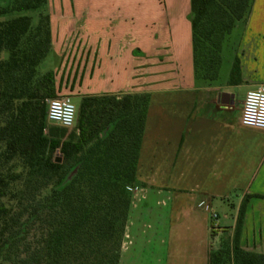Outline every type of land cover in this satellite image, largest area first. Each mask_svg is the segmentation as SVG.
Here are the masks:
<instances>
[{
    "label": "crops",
    "instance_id": "crops-1",
    "mask_svg": "<svg viewBox=\"0 0 264 264\" xmlns=\"http://www.w3.org/2000/svg\"><path fill=\"white\" fill-rule=\"evenodd\" d=\"M45 6L51 43L42 71L53 70L79 97L148 95L124 229L130 240L119 264H209L226 236L230 245L264 254V130L239 123L245 92L264 85V74L239 65L238 84L229 74L199 78L190 0ZM237 26L238 49L264 63V0H252L230 33Z\"/></svg>",
    "mask_w": 264,
    "mask_h": 264
},
{
    "label": "trees",
    "instance_id": "trees-1",
    "mask_svg": "<svg viewBox=\"0 0 264 264\" xmlns=\"http://www.w3.org/2000/svg\"><path fill=\"white\" fill-rule=\"evenodd\" d=\"M251 1L190 0L196 75L203 67L216 78L222 42ZM46 2L0 3V17ZM50 43L47 13L35 24L29 14L0 18V264H118L148 95H84L70 131L47 124V100L66 92L40 68ZM240 81L236 57L229 82ZM232 252L237 264H264L235 242Z\"/></svg>",
    "mask_w": 264,
    "mask_h": 264
},
{
    "label": "rangeland",
    "instance_id": "rangeland-1",
    "mask_svg": "<svg viewBox=\"0 0 264 264\" xmlns=\"http://www.w3.org/2000/svg\"><path fill=\"white\" fill-rule=\"evenodd\" d=\"M22 0H0V3L2 5H12L14 3H19ZM47 13L46 11V6L45 4L42 5L41 7L37 8V9H29V10H21V11H10L8 14L0 17V18H9V17H13L16 16L18 14H29L32 17V22L33 24H35L38 19H39V15L40 14H45ZM241 31H240V27L237 26V28H235L228 36L226 43L223 46L224 40L222 42V46H223V50H222V60H221V65H220V70H218L217 76L219 74L220 80H223L224 78L227 77L228 74H230V65L231 62L237 57L239 65L241 67V71L245 72L246 74H250L252 76L255 75H262L264 74V63H262L259 60V57L256 55L255 57L251 56L249 53L246 52V54L243 55V50L238 49V36L240 35ZM222 49V47H221ZM238 49V50H237ZM239 51V52H238ZM236 52L238 54H236ZM240 71V72H241ZM204 69L199 68L197 71V76L199 78H203V74H204ZM63 95H69L72 100L74 101V103L79 106V101L80 98L79 96H77L75 93H70L68 91L65 92V94ZM52 126H55V124H51ZM57 127V126H56ZM71 129H67V132L70 131ZM18 165L19 161L16 160H11L9 163H7V165ZM6 167V166H5ZM17 168H19V166H17ZM212 219V218H211ZM212 223V220H211ZM211 227V224H210ZM219 229V227H217L216 229L211 228V230L213 232H216ZM129 236L126 234L123 236V243H122V252H123V258L125 256L127 247L129 245ZM221 247L218 248L215 251H219L220 249H229V254L227 253H223L222 258L220 260V262L215 263V264H237L236 260L234 259V255L232 252V247L233 244L230 245L229 243V238L226 236V238L224 237L223 240L221 241ZM213 251V252H215ZM211 252V253H213ZM210 253V255H211ZM229 255V256H228ZM264 255V254H263ZM119 264V263H118ZM210 264V263H209Z\"/></svg>",
    "mask_w": 264,
    "mask_h": 264
},
{
    "label": "clouds",
    "instance_id": "clouds-1",
    "mask_svg": "<svg viewBox=\"0 0 264 264\" xmlns=\"http://www.w3.org/2000/svg\"><path fill=\"white\" fill-rule=\"evenodd\" d=\"M78 112V106L71 100H52L48 116L50 121L56 122L55 126L70 128L75 125ZM261 117H264V85L248 92L243 120L244 123L251 124L259 121Z\"/></svg>",
    "mask_w": 264,
    "mask_h": 264
},
{
    "label": "built area",
    "instance_id": "built-area-1",
    "mask_svg": "<svg viewBox=\"0 0 264 264\" xmlns=\"http://www.w3.org/2000/svg\"><path fill=\"white\" fill-rule=\"evenodd\" d=\"M257 87L248 89L245 92L244 97H243V101H242V106H241L239 123L241 125H243V126H246V127H252V128L264 130V117H261V119L259 121L255 122V123H251V124H246V123H244V120H243L244 109H245V104H246V100H247V94H248L249 91L256 90ZM65 99L71 100L74 103V101L72 100V98L69 95H61V96L53 97V98H50V99L47 100L46 112H45V118H46L47 124H49V125L55 124L56 125L55 121H50L49 120L48 113H49V108H50V101H52V100H65ZM73 127H70V128L62 127V128L72 129ZM211 218H212L211 228L216 229L218 227V224H217V221H216V215L215 214L211 215Z\"/></svg>",
    "mask_w": 264,
    "mask_h": 264
}]
</instances>
